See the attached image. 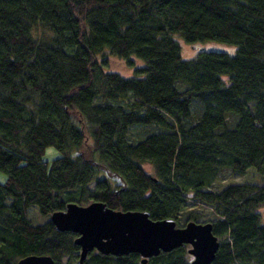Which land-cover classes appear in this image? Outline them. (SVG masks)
<instances>
[{
  "label": "trees",
  "instance_id": "obj_1",
  "mask_svg": "<svg viewBox=\"0 0 264 264\" xmlns=\"http://www.w3.org/2000/svg\"><path fill=\"white\" fill-rule=\"evenodd\" d=\"M176 36L233 51L182 59ZM104 51L143 65L122 76ZM133 126L146 130L130 142ZM0 171V264H78L76 234L31 223L30 208L100 201L177 223L190 199L215 217L210 264H264V0H0ZM224 171L242 180L212 189ZM184 246L145 264H189ZM82 264L141 263L92 250Z\"/></svg>",
  "mask_w": 264,
  "mask_h": 264
},
{
  "label": "water",
  "instance_id": "obj_2",
  "mask_svg": "<svg viewBox=\"0 0 264 264\" xmlns=\"http://www.w3.org/2000/svg\"><path fill=\"white\" fill-rule=\"evenodd\" d=\"M49 221L60 232L76 234L78 264L92 250L113 256L136 253L145 264L148 258L181 245L189 246V264H210L218 247L210 222L189 220L176 226L171 218L152 220L145 211L115 210L100 201L67 203L64 210L52 212ZM16 264H52V260L47 255H27Z\"/></svg>",
  "mask_w": 264,
  "mask_h": 264
},
{
  "label": "rangeland",
  "instance_id": "obj_3",
  "mask_svg": "<svg viewBox=\"0 0 264 264\" xmlns=\"http://www.w3.org/2000/svg\"><path fill=\"white\" fill-rule=\"evenodd\" d=\"M33 38L42 43H47L51 38L52 34L46 31L44 28L37 26L31 30ZM176 41L179 43L180 47V56L182 59H190L195 55V49L198 47H203L207 50H222L227 53H232L233 47L230 45H225L222 43H217L213 41H206V42H198L194 44H187L185 43L180 37H175ZM100 59L105 60V68L109 71H115L122 76H129L131 75V71L133 67H140L143 63L137 59H132L131 63L129 64L123 58L114 56L107 51L103 52L102 56H98ZM151 129V128H150ZM145 128L142 126H133L127 129L126 139L130 142H133L137 139L143 137ZM59 156V152L52 146H49L45 149L43 154V160L46 162L47 167L50 166V163L53 159ZM142 170L147 175H154L153 166L147 162L140 163ZM5 173L0 171V182L5 180ZM241 177L237 176L230 171H224L218 174L217 180L213 185L212 189H221L229 184L239 183L241 181ZM89 203V202H88ZM86 205V204H85ZM193 212L195 214L200 215L197 219V222H206V221H213L215 220L214 214L212 210L208 206H204L194 200H188L187 205L183 208V210L178 215V222L175 223L176 226H182L186 222L185 218L187 213ZM257 212L260 216V221L264 223V202L257 208ZM27 217L31 223L36 222H44L49 219V217H42L39 215L35 208H30L27 213ZM186 249L189 247L188 245L184 246Z\"/></svg>",
  "mask_w": 264,
  "mask_h": 264
},
{
  "label": "flooded vegetation",
  "instance_id": "obj_4",
  "mask_svg": "<svg viewBox=\"0 0 264 264\" xmlns=\"http://www.w3.org/2000/svg\"><path fill=\"white\" fill-rule=\"evenodd\" d=\"M191 259V258H190Z\"/></svg>",
  "mask_w": 264,
  "mask_h": 264
}]
</instances>
